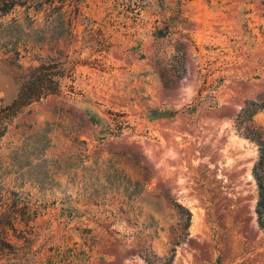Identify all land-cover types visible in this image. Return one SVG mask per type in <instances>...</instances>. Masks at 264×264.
Instances as JSON below:
<instances>
[{"label": "rangeland", "instance_id": "1", "mask_svg": "<svg viewBox=\"0 0 264 264\" xmlns=\"http://www.w3.org/2000/svg\"><path fill=\"white\" fill-rule=\"evenodd\" d=\"M67 2L38 44L0 15V109L28 66L63 73L4 120L0 264H264V0Z\"/></svg>", "mask_w": 264, "mask_h": 264}, {"label": "trees", "instance_id": "2", "mask_svg": "<svg viewBox=\"0 0 264 264\" xmlns=\"http://www.w3.org/2000/svg\"><path fill=\"white\" fill-rule=\"evenodd\" d=\"M67 3V0H0V15H6L15 5L24 7L21 20L10 19L3 29L7 34L15 32L17 43L20 41L23 44L63 38L69 26L63 9ZM29 8L32 10L31 15L27 12ZM39 12L42 15L40 21L36 22L33 16ZM56 67L54 62L42 61L24 69L15 97L0 109V135L5 119L14 116L33 101L58 91L59 78L63 73L56 71ZM257 150V157L251 166L256 189L254 213L257 226L264 229V141H257Z\"/></svg>", "mask_w": 264, "mask_h": 264}]
</instances>
